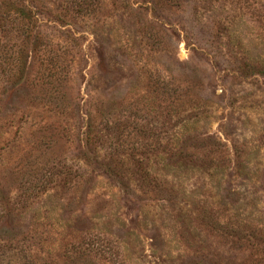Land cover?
Wrapping results in <instances>:
<instances>
[{
    "label": "rangeland",
    "instance_id": "obj_1",
    "mask_svg": "<svg viewBox=\"0 0 264 264\" xmlns=\"http://www.w3.org/2000/svg\"><path fill=\"white\" fill-rule=\"evenodd\" d=\"M0 264H264V0H0Z\"/></svg>",
    "mask_w": 264,
    "mask_h": 264
},
{
    "label": "trees",
    "instance_id": "obj_2",
    "mask_svg": "<svg viewBox=\"0 0 264 264\" xmlns=\"http://www.w3.org/2000/svg\"><path fill=\"white\" fill-rule=\"evenodd\" d=\"M19 12H22V11H19ZM26 39H27V37H25ZM34 39H36V38H34Z\"/></svg>",
    "mask_w": 264,
    "mask_h": 264
}]
</instances>
